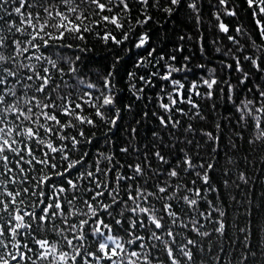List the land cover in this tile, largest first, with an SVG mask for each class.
<instances>
[{
	"label": "snow or ice",
	"instance_id": "obj_1",
	"mask_svg": "<svg viewBox=\"0 0 264 264\" xmlns=\"http://www.w3.org/2000/svg\"><path fill=\"white\" fill-rule=\"evenodd\" d=\"M253 154L264 0H0V264H264Z\"/></svg>",
	"mask_w": 264,
	"mask_h": 264
},
{
	"label": "trees",
	"instance_id": "obj_2",
	"mask_svg": "<svg viewBox=\"0 0 264 264\" xmlns=\"http://www.w3.org/2000/svg\"><path fill=\"white\" fill-rule=\"evenodd\" d=\"M187 22L183 19L177 21L175 24L168 23L166 24V27L171 30L173 27L177 29V31H186L187 28L185 27V24ZM190 26V25H189ZM170 39L167 41H164V44L168 46V48H171L172 43L175 42V34L171 31L169 32ZM161 40H163L164 34L160 33ZM209 39L211 37L209 36ZM164 44H160L158 46H164ZM108 56V53L106 50H101L100 48H97L93 54H91V61L93 70L94 71H101L105 65H108L110 63L111 57L106 59L105 57ZM127 102V100H125ZM149 135L147 129H141V136H147ZM239 158V157H238ZM253 159L256 164V167H253L252 164L248 165V172L250 174L251 184L250 187L255 190L256 196L259 197L262 194V190H264V185H261L257 178L260 180H264V172L260 170V158L257 157L255 154H253ZM244 193H241V196L243 197ZM258 203V201H257Z\"/></svg>",
	"mask_w": 264,
	"mask_h": 264
}]
</instances>
